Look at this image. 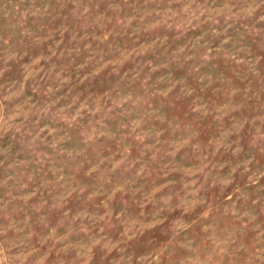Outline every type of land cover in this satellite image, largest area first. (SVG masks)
I'll list each match as a JSON object with an SVG mask.
<instances>
[{
    "label": "rangeland",
    "instance_id": "obj_1",
    "mask_svg": "<svg viewBox=\"0 0 264 264\" xmlns=\"http://www.w3.org/2000/svg\"><path fill=\"white\" fill-rule=\"evenodd\" d=\"M31 2L0 0V9H4L0 11V27L17 23ZM221 2L208 0L212 7ZM211 28L210 21L179 34L178 28L165 27L158 43L144 37L135 47H129L126 55L113 60L115 67L106 70L108 75L103 80L70 59V37L61 43L57 36L53 43L39 46L37 55L43 59L33 76H28L23 66H12L0 77V85H15L21 106L35 105L42 129L56 124L57 113L62 124L65 120L84 119L77 113L89 105L95 114L85 124L59 129L57 145L63 156L57 155L39 167L31 164L26 169L29 174L35 172L40 181L38 194L56 201L46 237H56L50 240L55 250L46 249L53 264H83L81 250L90 257L87 264H170L165 252L168 241L160 231V224L154 228L138 225L129 234L124 223L113 224L111 220L123 215L131 226L145 209L150 211L157 200L173 194L177 185L179 190L186 185L191 188L197 180L202 183L209 172H219L222 177L231 175L233 179L223 193L219 188L208 191L206 199L210 205L222 209L232 205L236 211L244 207L257 221L264 222V154L246 147L251 139V125H245L240 132L243 137L240 143L245 147L244 159L239 162L251 160L247 171L241 167L232 173L235 147L230 151L225 143V139L233 144L238 139L233 118L239 115L236 110L242 98L233 93L245 86V78L250 76L249 68L238 65L231 54L239 52L237 59L248 55L254 62V71L264 75V39L241 37L229 29L232 42L221 48L222 40L209 33ZM65 45H68L66 53ZM207 45L212 46L209 59L204 58L202 51ZM53 51L57 55L53 56ZM60 54L65 59L58 63ZM75 55L78 57L79 52ZM256 59L259 63H255ZM61 77L70 82L63 83ZM113 92L123 94L124 111L113 110L109 99ZM164 92L167 96L162 95ZM53 98L55 107L49 109ZM197 108L201 111L197 112ZM248 110L255 112L258 107L253 103ZM49 111L51 116L39 120L40 112ZM134 124L138 125L139 135L132 131ZM182 129L188 133L183 138L176 135ZM50 131L51 128L42 131V136L51 140ZM93 131L97 132L95 138ZM216 165L221 167L217 169ZM21 171L25 169L22 167ZM118 187L124 191H115ZM237 188L249 203L237 201L233 195ZM30 190L35 192L37 186L30 184L24 188L25 197ZM38 205L39 201L33 207ZM106 214L110 220L98 219ZM162 219L170 228L174 226L167 216ZM90 221L94 239L87 236ZM151 222L144 220L143 224ZM65 240L71 243L61 247L60 242ZM58 254L67 259H55Z\"/></svg>",
    "mask_w": 264,
    "mask_h": 264
},
{
    "label": "clouds",
    "instance_id": "obj_2",
    "mask_svg": "<svg viewBox=\"0 0 264 264\" xmlns=\"http://www.w3.org/2000/svg\"><path fill=\"white\" fill-rule=\"evenodd\" d=\"M209 21L212 23L209 33L222 40L221 48L232 42L229 29L241 37L264 39V0H222L218 7L209 5L208 0H32L31 6L17 23L11 27H0V77L12 66H23L27 75L33 76L43 59L37 55L39 46L53 43L59 36L61 43L71 38L70 59L103 80L108 75L106 70L115 67L113 60L121 54L126 55L127 49L135 47L140 39L151 37L158 43L165 27L178 28L179 34L186 28ZM144 43L147 47V40ZM211 48V45L203 48L205 59L210 58ZM67 50L68 45H65V53ZM220 51L217 49V54ZM77 52L78 57L75 55ZM52 55L57 53L53 51ZM239 55L236 52L231 54V58L238 65L249 68L250 76L245 78L246 85L233 93L242 99L236 110L239 115L233 118V130L238 139L234 144L225 139L230 151L235 147L232 152V157L236 158L232 161V173L241 167L247 171L251 163V160L243 164L239 162L244 159L242 153L245 146L240 143V139H243L240 132L245 125H251V139L246 147L249 151L264 154V75L254 71V62L248 55L237 59ZM64 59V54H60V61L57 62ZM30 60L31 64L28 63ZM255 63H259V59ZM61 81L69 83L70 79L61 77ZM18 95L15 85H0V264H53V258L46 249L51 247L55 250L56 246L50 240L56 237H46L48 219L50 215H55L56 201L51 196L43 199L42 194H38L40 181L35 172L29 174L26 169L31 164L39 167L56 159L57 155L63 156L57 145L59 129L85 124L88 119H94L95 114L89 105L77 113L78 117L83 116L84 119L74 122L65 120L62 124L57 113L56 124L49 126L50 140L48 136H42V131H49V128H41L35 105L21 106ZM162 95L167 96V92ZM109 99L114 111L125 110L121 104L122 93L113 92ZM253 103L258 107L255 112L248 110ZM55 104L53 98L49 109L54 108ZM196 111L200 112L201 109L197 108ZM45 115L51 116L52 113L40 112L39 120H43ZM137 127L134 124V134H137ZM96 135L97 132L93 131L92 138ZM176 135L183 138L188 133L182 129ZM22 167L25 171H21ZM220 167L216 165L217 169ZM40 173L43 174L42 168ZM232 183L231 175L222 177L219 172H209L202 183L197 180L191 188L186 185L179 190L177 185L173 194L157 200L150 211L145 209L148 214L142 212L131 226L123 215L118 220L112 219L111 223H124L129 234L136 231L138 225L154 228L160 224V231L168 241L165 252L170 264H264V222L257 221L251 211L244 207L239 211L234 210L232 205L222 209L210 205L206 199L208 191L219 188L223 193ZM30 184L37 186V190H30L25 197L23 189ZM115 191L123 192L124 189L118 187ZM233 195L237 201L249 203L239 188ZM33 196L36 200H32ZM37 201L39 205L34 208ZM256 204L258 206L259 201ZM24 216L32 219L26 221ZM165 216L173 222L172 228L163 222ZM41 217L44 219L41 220ZM98 219L110 220V217L106 214ZM144 220L152 222L144 225ZM92 233L90 221L87 236L94 239ZM70 243L65 240L60 245L67 247ZM84 248H87V244ZM80 255L83 264H87L90 257L84 256L83 250ZM55 259L67 257L58 254Z\"/></svg>",
    "mask_w": 264,
    "mask_h": 264
}]
</instances>
